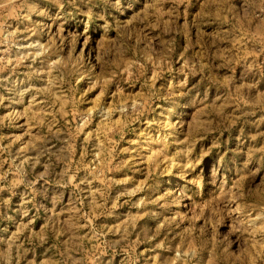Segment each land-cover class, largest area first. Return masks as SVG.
Returning <instances> with one entry per match:
<instances>
[{"label": "clouds", "instance_id": "9594fccd", "mask_svg": "<svg viewBox=\"0 0 264 264\" xmlns=\"http://www.w3.org/2000/svg\"><path fill=\"white\" fill-rule=\"evenodd\" d=\"M0 264H264V0H0Z\"/></svg>", "mask_w": 264, "mask_h": 264}, {"label": "rangeland", "instance_id": "374dc122", "mask_svg": "<svg viewBox=\"0 0 264 264\" xmlns=\"http://www.w3.org/2000/svg\"><path fill=\"white\" fill-rule=\"evenodd\" d=\"M96 94H93V93H89V99H92V98H94V96H95Z\"/></svg>", "mask_w": 264, "mask_h": 264}]
</instances>
